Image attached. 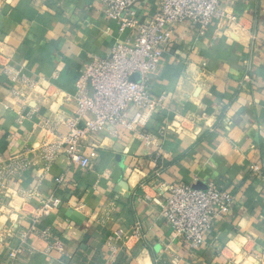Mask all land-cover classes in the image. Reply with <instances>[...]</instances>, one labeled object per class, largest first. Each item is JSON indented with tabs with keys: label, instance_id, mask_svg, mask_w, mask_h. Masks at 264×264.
<instances>
[{
	"label": "crops",
	"instance_id": "1",
	"mask_svg": "<svg viewBox=\"0 0 264 264\" xmlns=\"http://www.w3.org/2000/svg\"><path fill=\"white\" fill-rule=\"evenodd\" d=\"M221 7L240 23L211 22L202 34L188 22L178 24L150 77L151 97L164 99L144 129L167 127L158 146L121 130L115 138L99 133L83 140L84 168L60 154L43 170V161L29 154L34 164L8 181L30 196L13 235L0 213L1 264H8L6 246L19 243L18 230L48 196L61 205L38 224L47 234H31L14 264L264 262V180L249 169L257 164L264 172V0H222ZM140 8L142 18L150 17L158 0H142ZM103 10L92 0H0V161L49 139L40 123L74 112L66 97L85 63L130 36ZM10 67L37 82L21 122L5 72ZM179 182L199 188L212 182L234 196L200 248L176 238L159 214V185ZM69 208L82 215L79 221L67 215Z\"/></svg>",
	"mask_w": 264,
	"mask_h": 264
},
{
	"label": "built area",
	"instance_id": "2",
	"mask_svg": "<svg viewBox=\"0 0 264 264\" xmlns=\"http://www.w3.org/2000/svg\"><path fill=\"white\" fill-rule=\"evenodd\" d=\"M92 1L103 6L107 21L115 22L121 31L129 30L130 36L116 41L106 56H93L85 63L74 82L73 95L66 97L75 102L74 112L59 121L43 120L40 123V129L50 136V140L45 138L37 146L25 148L0 161V201L7 198V202L0 205V213L7 216L9 224L5 228L12 235L14 223L28 213L25 207L29 204L30 194L19 187L13 188L8 181L34 164L29 154L34 153L43 161V170H47L60 154L84 168L88 165V157L83 140L99 133L115 138L121 130L134 132L146 146H158L167 127L155 132L144 127L164 96L151 97L149 80L161 64L165 48L175 40V27L188 22L202 34L211 22L239 24L241 21L221 7L222 0H158L156 12L147 18H142L139 13L142 0ZM5 72L17 103V120L21 122L25 117L23 107L34 101L37 82L19 69L10 67ZM58 124L67 129L66 134L58 133ZM155 155L159 156L158 153ZM249 169L264 180L261 166L251 164ZM62 179L60 176L57 181ZM194 186L181 182L161 184L158 192L164 196L160 216L170 224L176 238L196 249L205 244L214 224L228 214L234 196L218 190L212 182L203 188ZM18 200L20 204H17ZM60 205L58 197L48 196L34 207L27 227L18 230L19 243L16 246L7 243L5 258L8 264H14L25 252L24 244L31 234H47L46 230L39 231L38 224ZM115 236L121 237V231L115 232Z\"/></svg>",
	"mask_w": 264,
	"mask_h": 264
},
{
	"label": "water",
	"instance_id": "3",
	"mask_svg": "<svg viewBox=\"0 0 264 264\" xmlns=\"http://www.w3.org/2000/svg\"><path fill=\"white\" fill-rule=\"evenodd\" d=\"M194 187H197V186H194ZM198 188V187H197ZM67 215L72 218L73 220L75 221H79V219H81L82 215L77 213L76 211H74V209L72 208H69L67 210Z\"/></svg>",
	"mask_w": 264,
	"mask_h": 264
}]
</instances>
